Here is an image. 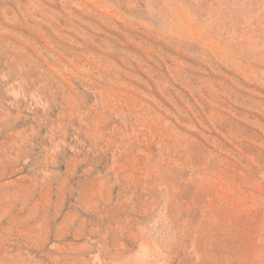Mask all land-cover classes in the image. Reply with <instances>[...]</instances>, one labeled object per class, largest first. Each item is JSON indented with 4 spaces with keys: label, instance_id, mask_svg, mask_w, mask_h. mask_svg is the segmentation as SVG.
Masks as SVG:
<instances>
[{
    "label": "rangeland",
    "instance_id": "rangeland-1",
    "mask_svg": "<svg viewBox=\"0 0 264 264\" xmlns=\"http://www.w3.org/2000/svg\"><path fill=\"white\" fill-rule=\"evenodd\" d=\"M0 264H264V0H0Z\"/></svg>",
    "mask_w": 264,
    "mask_h": 264
}]
</instances>
